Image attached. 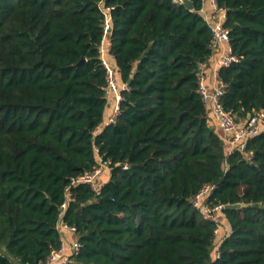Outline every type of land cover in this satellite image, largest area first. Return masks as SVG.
I'll list each match as a JSON object with an SVG mask.
<instances>
[{"label":"trees","instance_id":"1","mask_svg":"<svg viewBox=\"0 0 264 264\" xmlns=\"http://www.w3.org/2000/svg\"><path fill=\"white\" fill-rule=\"evenodd\" d=\"M171 0H107L122 100L108 98L100 0H0V264H43L61 245L65 190L107 163L99 193L72 188L62 222L82 248L69 264H264V134L228 155L198 92L212 32ZM241 57L219 73L239 120L264 111V0H217ZM85 60L80 66V62ZM128 169H125V166ZM207 184L231 234L193 199Z\"/></svg>","mask_w":264,"mask_h":264},{"label":"built area","instance_id":"2","mask_svg":"<svg viewBox=\"0 0 264 264\" xmlns=\"http://www.w3.org/2000/svg\"><path fill=\"white\" fill-rule=\"evenodd\" d=\"M107 0H100L99 6L103 10V40L101 42L99 52L103 66L107 71V87L105 89L108 98L114 96L116 105L113 115L108 121V124L114 123L118 113L119 104L122 100L121 90L127 89V86L121 85L117 76L114 56L111 53L112 40L110 36L112 23L111 12L115 7L105 6ZM175 4H182L181 0H171ZM198 13L204 18L212 32L211 51L212 57L210 61L202 63L198 71V92L209 112L218 122L223 138L228 146V155L240 152L247 154L249 158L252 154L247 153L248 141L251 138L264 134V111L252 115L247 121H242L237 118V115L227 110L222 98L225 94V85L219 78V73L223 69L232 67L240 63L241 57L237 56L230 45V30L226 27L227 11L220 7L217 0H202V6ZM212 66H211V65ZM212 69L213 81L210 83L209 76ZM108 169L107 163L101 159L100 165L92 172H87L78 177H73L70 184L65 190V201L61 205L59 214L60 221L58 223V231L61 236V245L58 248L52 249L46 261L43 264H69L71 258L79 254L82 244L79 241V234L76 227L69 226L62 222L69 204L75 200L72 188L79 185H90L99 193L100 186L97 181ZM128 169L126 165L124 167ZM216 190L215 184H207L193 199V204L198 208L203 217L217 225L215 231L216 240L214 246V260L221 257L219 248L231 234V230L225 227L223 223L227 220L224 213L225 205H212L207 200Z\"/></svg>","mask_w":264,"mask_h":264},{"label":"water","instance_id":"3","mask_svg":"<svg viewBox=\"0 0 264 264\" xmlns=\"http://www.w3.org/2000/svg\"><path fill=\"white\" fill-rule=\"evenodd\" d=\"M182 5H184L187 9L194 10V4L191 0H181ZM85 60H82L78 66H80L82 63H84ZM251 115H249V118ZM246 207L244 204H236V205H227L226 209L227 210H236V209H241Z\"/></svg>","mask_w":264,"mask_h":264},{"label":"crops","instance_id":"4","mask_svg":"<svg viewBox=\"0 0 264 264\" xmlns=\"http://www.w3.org/2000/svg\"><path fill=\"white\" fill-rule=\"evenodd\" d=\"M210 65H211V64H210ZM211 66H212V65H211ZM209 81H210V83H212V81H213L212 69H211V71H210ZM99 184L102 185L101 182H100ZM223 223L225 224V227L229 230L230 228H229V225H228L227 220H224Z\"/></svg>","mask_w":264,"mask_h":264},{"label":"rangeland","instance_id":"5","mask_svg":"<svg viewBox=\"0 0 264 264\" xmlns=\"http://www.w3.org/2000/svg\"><path fill=\"white\" fill-rule=\"evenodd\" d=\"M106 171H107V168L104 170V175L102 177L99 178V180L97 181V184L100 185L99 183L101 182V184L103 185V182H104V178H105V175H106Z\"/></svg>","mask_w":264,"mask_h":264}]
</instances>
